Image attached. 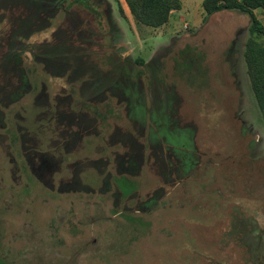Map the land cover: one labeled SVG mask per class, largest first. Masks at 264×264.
Listing matches in <instances>:
<instances>
[{
  "label": "rangeland",
  "instance_id": "1",
  "mask_svg": "<svg viewBox=\"0 0 264 264\" xmlns=\"http://www.w3.org/2000/svg\"><path fill=\"white\" fill-rule=\"evenodd\" d=\"M71 1L0 0L1 257L264 264V111L244 59L264 36L202 0L158 28L124 0ZM187 46L203 57L204 75L189 71L200 89L174 69Z\"/></svg>",
  "mask_w": 264,
  "mask_h": 264
},
{
  "label": "trees",
  "instance_id": "2",
  "mask_svg": "<svg viewBox=\"0 0 264 264\" xmlns=\"http://www.w3.org/2000/svg\"><path fill=\"white\" fill-rule=\"evenodd\" d=\"M102 2V0H96ZM119 3V0H114ZM90 0H72L69 4L79 5L85 10L95 12L96 7H91ZM131 16L137 24L158 28L166 24L173 11L179 10L181 7L180 0H124ZM202 9L206 16H212L223 11H236L246 14L250 19L248 28L249 34L264 36V27L258 21L254 11L261 9L264 13V0H202ZM120 10L122 8L120 7ZM202 56L197 53L196 49L187 46L178 54L175 59L176 75L186 83L190 88L200 89L201 85L191 82L189 72H194V76L199 73L201 77L204 75L202 69H198ZM244 59L246 70L250 82L251 91L256 100L258 107L264 111V44L258 43L255 39L250 38L245 44ZM143 65V62H139ZM148 67V66H146ZM113 70L115 67H112ZM121 73L122 67H117ZM185 74L187 78L185 79ZM97 113L96 110L93 111ZM98 114V113H97ZM102 117V116H101ZM115 185L121 189L124 196L129 195L130 190H136V182L130 181L129 178L117 177L113 178ZM135 192V191H134ZM133 193V192H131ZM131 222H137V219L127 218ZM140 223V221H138ZM1 251V247H0ZM0 264H9L6 259L0 255Z\"/></svg>",
  "mask_w": 264,
  "mask_h": 264
}]
</instances>
